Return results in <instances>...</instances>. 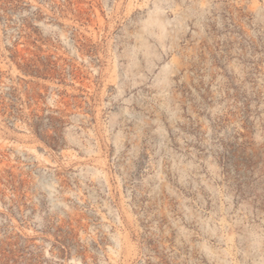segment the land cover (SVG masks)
Segmentation results:
<instances>
[{
    "label": "rangeland",
    "instance_id": "obj_1",
    "mask_svg": "<svg viewBox=\"0 0 264 264\" xmlns=\"http://www.w3.org/2000/svg\"><path fill=\"white\" fill-rule=\"evenodd\" d=\"M0 264H264V0H0Z\"/></svg>",
    "mask_w": 264,
    "mask_h": 264
}]
</instances>
